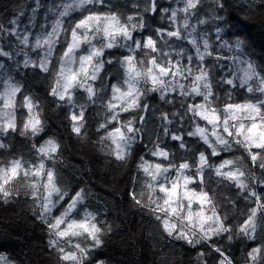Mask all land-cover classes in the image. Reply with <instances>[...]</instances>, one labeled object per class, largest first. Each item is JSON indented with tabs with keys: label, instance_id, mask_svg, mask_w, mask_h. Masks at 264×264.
I'll use <instances>...</instances> for the list:
<instances>
[{
	"label": "snow or ice",
	"instance_id": "6c2138e0",
	"mask_svg": "<svg viewBox=\"0 0 264 264\" xmlns=\"http://www.w3.org/2000/svg\"><path fill=\"white\" fill-rule=\"evenodd\" d=\"M166 2L32 0L27 23L23 9L0 23V201L24 184L59 264H90L112 226L88 210L85 188L63 186L61 143L43 135L45 104L21 72L42 79L71 134L94 130L107 155L135 164L143 186L131 200L167 238L203 245L197 264H237L224 240L247 245L244 264H264V21L253 34L226 0ZM17 135L32 158L5 142Z\"/></svg>",
	"mask_w": 264,
	"mask_h": 264
},
{
	"label": "trees",
	"instance_id": "16d2710c",
	"mask_svg": "<svg viewBox=\"0 0 264 264\" xmlns=\"http://www.w3.org/2000/svg\"><path fill=\"white\" fill-rule=\"evenodd\" d=\"M41 2L48 7H51L50 2L53 3L52 0ZM128 2L130 4L131 0ZM114 3L122 4L124 0H114ZM160 3L167 6L166 0H160ZM226 3L228 7L225 12L230 11L233 19L241 27L249 30L250 25L257 26L256 29H250L253 34L264 21V8L258 3L253 4L251 9L247 0H226ZM31 4L32 0H0V23H7L9 19L17 16L21 9L25 12L22 18V22L25 23L31 16V11L27 7ZM43 12L42 8L41 15ZM242 21L245 23L242 24ZM149 22L157 25L161 23L159 16H150ZM260 46L264 47V41L260 42ZM32 82L35 88L31 89L41 96L45 104V133L61 143L60 166L64 168V176L70 181V187L85 188L97 200L99 211L112 213L113 231L104 237L103 246L98 248H103L104 259L106 261L109 259L110 264H197V253L203 249V245L196 248H173L174 242L171 238L162 234L161 229H154L151 221L145 217L146 210L131 200L129 194L136 185L135 164H121L115 161L114 157L107 155V149L102 150L103 146L97 142L98 137L94 130L90 129L87 137L77 138L75 134H71L68 121L63 115L59 116L52 111L50 98L45 100L42 87H36L39 82H43L42 79L38 78ZM151 103L156 104V101L152 100ZM151 128L152 124H149V130ZM17 139L24 142V149L33 157L30 140L17 135L9 138L7 142ZM136 152L144 154L145 149L138 146ZM234 155L245 154L238 150ZM24 158L26 159L25 156ZM38 211L29 196L14 195L7 203L0 201V253H7L11 259L17 260V263L20 261L24 264H59L51 253L54 250L48 244L49 230L37 217ZM222 246H229L231 256L237 264H244L243 253L246 244L234 241L228 245L224 240ZM210 259L215 264L211 256L208 257V261Z\"/></svg>",
	"mask_w": 264,
	"mask_h": 264
},
{
	"label": "rangeland",
	"instance_id": "374dc122",
	"mask_svg": "<svg viewBox=\"0 0 264 264\" xmlns=\"http://www.w3.org/2000/svg\"><path fill=\"white\" fill-rule=\"evenodd\" d=\"M49 5H52V3L50 2ZM27 22H28V20L25 23H27ZM13 71H14V68H13ZM20 77H22L23 79H25L27 81L28 86L30 88H35L32 85L34 83L32 81L38 80V78H39L37 76H34L31 73H29L27 76H25L23 72L20 73ZM36 87H38V88L42 87V92L44 94H46V91H45L46 90V85L44 84V82H39ZM49 104H50V102H49ZM52 111L55 114L59 115V116H61V115L64 116L62 110H59V109H55L54 110V109H52ZM47 136L48 135H46L45 137H47ZM7 141H8V139L5 142L6 143H10L12 145L11 151L15 155H24L26 157V159L32 158L30 156L29 152H26V150L24 149V142L22 140L17 139V140H12V142H7ZM59 171H60L61 177L63 178V186L66 187L69 191H71L73 188L70 187V181L67 180V178L64 176V168L62 166H60ZM142 186H143V176L141 175L139 181L136 182V185L134 186L135 187V190H136V192L138 194L140 193ZM17 189L21 192V196L27 197V196L23 195V193L25 191V186H24L23 183L18 184L17 185ZM86 203H87V207H88V210L89 211L98 213V219L101 220L102 222H105V227H107L108 225H111V226L113 225L114 219H113V216H112L111 211H99L98 208H97V200L93 196H91L89 193H88V198H87V202ZM143 210H146V209H143ZM145 213H146L145 214V217L148 218L151 221V223L153 225V228L154 229L158 228L157 227V222L153 219L152 215L147 210L145 211ZM82 214L83 213L81 211V215ZM111 231H113V229ZM260 235H264V233H261ZM260 235H258V237H257V242H260ZM172 241L174 242L173 243V246H172L173 248H175V247L180 248V249L183 248V247H190V248H192L191 246H189L188 244H186L184 241H175V240H172ZM73 242H76L75 241V238H74V241ZM54 252L55 251H53L51 253L54 256V258L56 260H58L57 259V253H55V255H54L53 254ZM0 254L6 255V256L9 257V255L7 253L6 254L0 253ZM103 255H104L103 248L93 250L92 253H91V256H90V264H97V262L98 261H101V260L104 261L105 264H110L109 259L106 261L104 259V256ZM11 260L15 261V264H24L23 262H20V261H18L19 263H17V260H14V259H11ZM209 261L211 262V264L214 263L213 261H211V259Z\"/></svg>",
	"mask_w": 264,
	"mask_h": 264
},
{
	"label": "flooded vegetation",
	"instance_id": "af4514ba",
	"mask_svg": "<svg viewBox=\"0 0 264 264\" xmlns=\"http://www.w3.org/2000/svg\"><path fill=\"white\" fill-rule=\"evenodd\" d=\"M160 20V19H159Z\"/></svg>",
	"mask_w": 264,
	"mask_h": 264
}]
</instances>
